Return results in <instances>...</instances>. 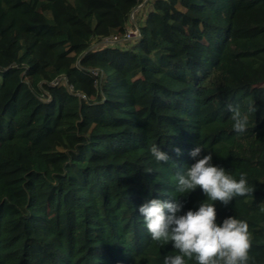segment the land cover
I'll use <instances>...</instances> for the list:
<instances>
[{
    "label": "trees",
    "instance_id": "16d2710c",
    "mask_svg": "<svg viewBox=\"0 0 264 264\" xmlns=\"http://www.w3.org/2000/svg\"><path fill=\"white\" fill-rule=\"evenodd\" d=\"M142 1L0 0V264H163L139 207L207 199L175 190L198 145L246 174L217 220L246 221L264 264V0H151L137 40L104 43Z\"/></svg>",
    "mask_w": 264,
    "mask_h": 264
},
{
    "label": "clouds",
    "instance_id": "9594fccd",
    "mask_svg": "<svg viewBox=\"0 0 264 264\" xmlns=\"http://www.w3.org/2000/svg\"><path fill=\"white\" fill-rule=\"evenodd\" d=\"M227 107L232 113L233 130L245 132L248 114L239 105ZM248 111H254L251 105ZM203 149L198 145L191 150L196 162L177 173L175 190L187 196L200 188L207 199L199 202L197 209L183 212L184 203L180 199L152 198L139 207V213L151 239L165 245L171 242L176 250L177 254L164 257L163 264H187L192 260L196 264H249V224L235 216L218 223L216 202L228 206L235 197L247 196L254 189L249 187L245 173H241L239 180L233 178L224 167L213 164L211 153L202 155ZM174 151L178 155L181 152L179 148ZM150 152L158 163L170 160L169 154L156 144Z\"/></svg>",
    "mask_w": 264,
    "mask_h": 264
},
{
    "label": "built area",
    "instance_id": "2783aa9c",
    "mask_svg": "<svg viewBox=\"0 0 264 264\" xmlns=\"http://www.w3.org/2000/svg\"><path fill=\"white\" fill-rule=\"evenodd\" d=\"M136 9H134L132 11V13H131V19H132V14L135 12ZM133 24H135V23H133ZM140 36H141V32H140L139 28L136 26L135 29H133V30H131V28L127 29L126 34L124 36H122V37L121 36H108V37H106L103 40V42L104 43H107V44H112V45H114V44H123V42H125L127 40H134L135 41Z\"/></svg>",
    "mask_w": 264,
    "mask_h": 264
},
{
    "label": "rangeland",
    "instance_id": "374dc122",
    "mask_svg": "<svg viewBox=\"0 0 264 264\" xmlns=\"http://www.w3.org/2000/svg\"><path fill=\"white\" fill-rule=\"evenodd\" d=\"M149 1V3H148ZM150 1L151 0H143L140 5L137 7V9L135 10V12L132 14V19H131V24L135 23L137 21H139L140 19H142L146 13L149 11L151 5H150ZM135 24L131 25V30L135 29ZM122 45H126V43L123 42Z\"/></svg>",
    "mask_w": 264,
    "mask_h": 264
}]
</instances>
